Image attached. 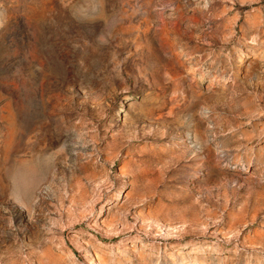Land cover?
<instances>
[{
    "label": "rangeland",
    "instance_id": "obj_1",
    "mask_svg": "<svg viewBox=\"0 0 264 264\" xmlns=\"http://www.w3.org/2000/svg\"><path fill=\"white\" fill-rule=\"evenodd\" d=\"M0 264H264V0H0Z\"/></svg>",
    "mask_w": 264,
    "mask_h": 264
}]
</instances>
